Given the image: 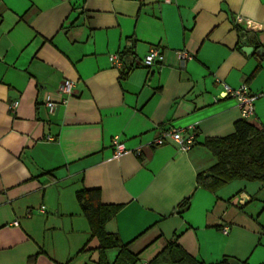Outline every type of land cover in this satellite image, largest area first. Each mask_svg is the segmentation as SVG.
<instances>
[{
    "label": "crops",
    "instance_id": "obj_1",
    "mask_svg": "<svg viewBox=\"0 0 264 264\" xmlns=\"http://www.w3.org/2000/svg\"><path fill=\"white\" fill-rule=\"evenodd\" d=\"M225 83L248 85L264 130V0H0V264H264L263 183H199L206 141L245 118ZM191 125L188 150L153 142ZM84 189L120 207L105 230L134 262L101 248Z\"/></svg>",
    "mask_w": 264,
    "mask_h": 264
},
{
    "label": "trees",
    "instance_id": "obj_2",
    "mask_svg": "<svg viewBox=\"0 0 264 264\" xmlns=\"http://www.w3.org/2000/svg\"><path fill=\"white\" fill-rule=\"evenodd\" d=\"M250 33L247 31L245 37ZM206 146L217 162L210 170L209 176L201 175L199 183L211 189L236 179L260 181L264 185V130L243 118L236 121L234 133L225 137L208 139ZM77 197L89 219L93 234L100 239L101 248L103 250L120 248L119 259L134 262L136 257L128 250L127 244H122L119 237L105 230L106 222L117 213L120 207L104 204L100 189H84L78 192ZM188 203L189 199L184 201L181 208ZM191 263L205 264L195 259H192Z\"/></svg>",
    "mask_w": 264,
    "mask_h": 264
},
{
    "label": "built area",
    "instance_id": "obj_3",
    "mask_svg": "<svg viewBox=\"0 0 264 264\" xmlns=\"http://www.w3.org/2000/svg\"><path fill=\"white\" fill-rule=\"evenodd\" d=\"M242 19H238V22H241ZM179 57L182 60H185L187 58H191L192 56L187 51H179ZM163 60V54L158 49H152L145 57V64L150 65L154 63L155 61H162ZM111 61L117 65H122V58L120 54H115L111 56ZM75 81L69 78L63 79V81L59 85V90L64 95H70L73 92ZM225 94L229 95L230 97H233L236 99L238 106L241 108L242 115L245 118L250 117L254 113V103H255V96L251 94L250 89L248 85L242 84L239 87H232L229 84H224ZM18 103H15V106ZM46 106L48 107L50 112H53L55 108L57 107V103L52 100H48L46 102ZM191 132L187 134L186 136L183 135L185 129H172V130H163L161 135L157 137L153 142L157 145H163L165 144L168 139H172L176 141L180 149L182 151L188 150L191 148L196 140V128L194 125H191L189 127ZM113 146H114V152L115 155L121 156L127 151V148L125 146V143L121 141L119 137H115L113 140ZM15 225L19 224V221L14 222Z\"/></svg>",
    "mask_w": 264,
    "mask_h": 264
},
{
    "label": "water",
    "instance_id": "obj_4",
    "mask_svg": "<svg viewBox=\"0 0 264 264\" xmlns=\"http://www.w3.org/2000/svg\"><path fill=\"white\" fill-rule=\"evenodd\" d=\"M243 45H244V46H243V50H244L246 53L251 54V53L253 52L254 48H253L252 46H248L247 43H246V41L243 42ZM257 52H258V53H262L263 50H262V49H259ZM248 199H249V198H248V196H247L246 194H244V193L241 194V204H245V203L247 202ZM230 263H231V264H239V263H237L235 260H231Z\"/></svg>",
    "mask_w": 264,
    "mask_h": 264
}]
</instances>
